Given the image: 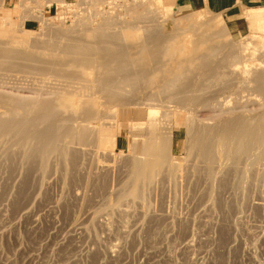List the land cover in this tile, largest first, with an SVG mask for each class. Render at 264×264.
Returning a JSON list of instances; mask_svg holds the SVG:
<instances>
[{
    "label": "rangeland",
    "instance_id": "374dc122",
    "mask_svg": "<svg viewBox=\"0 0 264 264\" xmlns=\"http://www.w3.org/2000/svg\"><path fill=\"white\" fill-rule=\"evenodd\" d=\"M53 1L51 0V2ZM67 1L74 4L84 3L82 9H88L90 3L93 10L89 14L95 16V11H97L99 13L97 17L101 15V18L96 17L98 21H101L102 17L104 18L107 14L109 17L113 16V19L116 18L114 23L118 26H116L117 28L114 27L117 29L115 31L121 30L123 27L128 32L130 28L135 31L139 29V34L137 31L133 33L132 29H130L129 33L124 32L125 30L123 31L129 35L133 33L131 38L134 41L136 40L133 36L137 35L138 37L142 33L140 36L144 37V34H146V32L143 33L145 31L144 29L147 28L146 30H150L152 25L158 24L159 22L166 24L169 31L177 30L176 32H180L181 30L184 31L188 23L197 21L198 19L213 20L216 27L219 28L220 25H223L226 29L225 32L227 31L225 37L219 38L218 41L216 39L217 45L223 46L225 42H229L230 40L237 44L246 41L247 43H245L251 46L245 44L247 48L245 46L244 48L249 50H242L244 48L239 50L238 48L239 52L245 51L249 53L246 54L249 56L252 54L253 56H250L252 61L248 64L257 68H264V15L262 11L253 13L251 11L246 12V15L241 21L232 22L229 15L212 12L202 0L194 1L191 5L187 0H183L177 10L174 9L175 1L177 0ZM27 2L28 0H0V18L19 19L18 26L20 28L35 32H40L41 30L42 35L45 32H42V30H46V36L44 34L43 37L47 40L48 36L47 41L50 39H54V41L56 39V41L63 39V34L61 36L58 31H53V29L57 28L54 25L52 26V23L50 24L51 21H45L46 18L49 19L55 15V6L51 9H46V0H36L40 4L37 5L38 10L46 17L40 18L45 21L39 20L42 21L41 23L34 18L31 19V17L36 16V11H33ZM254 13L258 14V18L251 20L250 16ZM186 16L189 19L182 20ZM74 17L78 18V20L80 19L78 15ZM1 20L0 28L2 27ZM78 20L76 23L79 22ZM93 20L94 18L81 27L83 31L81 28L78 31V23L76 26L70 20L65 21L66 24L58 26L59 30L63 31L62 33L68 32V35H79L80 33L83 34L88 31L92 33L93 31L88 28L97 26ZM140 21H146V23L144 24L143 22L141 24L142 22ZM47 22H49L48 26L46 24L48 28L44 24ZM131 22H133V25ZM179 22L182 25L181 27L178 25ZM142 25H145L144 28ZM136 27L137 29H135ZM140 28L143 29L142 32ZM50 31L51 36L48 33ZM55 32H57V35H60L57 36L54 34ZM18 35L21 36L22 34ZM141 37L140 39L144 40ZM186 37L187 42L184 44L187 49L182 52V55H173L171 57L173 62H178L181 58L189 55L188 50L192 47V44L188 42L190 35L186 34ZM132 39L129 40L131 41ZM131 44L133 46V42ZM129 52L133 54L135 51H131L130 49ZM131 56L134 57L130 53L127 57L128 60L133 58ZM96 57L95 55L93 59H97ZM216 58H219V55ZM97 63L101 64V59L98 58L97 62L94 63V66L88 72L86 71V66H81V69L77 72L83 76V78H79V83L84 89L81 92V97L65 96V103L71 106L69 112L71 113L73 111V114L75 113L74 115L82 113L86 108V105H83V101L88 100V103L90 102L99 111L103 107L104 109L106 108V112L109 111V108L110 110L112 108L115 112L112 110L110 112L113 115L116 114V116L115 118L113 115L109 116L111 119H115V127L120 124V120L117 118L118 114L121 111L123 113L126 112L124 114L127 115L126 119L127 123H130L131 131L137 133L138 130H136V127L143 120L145 121L148 110H134V107L127 108L126 110L118 106L116 107L112 102H108L109 106L106 104L105 107L103 104L105 103L104 96L98 90L99 85L95 86L93 84H97L95 82L96 79L94 81V78H96V75H94L95 71H97L96 74H99L101 71V74H106L107 70L104 68L105 71L102 70L101 66L105 67V65H97ZM127 64H129V61L123 65ZM190 67L193 69L194 66ZM176 68L180 70L179 66H176ZM69 70L75 71L73 67H70ZM14 74H11L13 77L9 75L12 78H3V82L6 80L5 84L9 83L6 84L8 89L10 86V89H13L12 87H16V85L17 88L18 86L20 88L23 87V89L27 87V91L32 88L35 89V87L37 88L38 85L40 86L38 89H40L41 87H45L46 84L44 85V82L49 80L47 83L48 86L57 90L60 88V82L65 81L62 78H58L54 73H50V77L48 75L41 76V74L40 76L33 75V79H30L31 76L25 73H20V75L18 73L17 76L16 73ZM52 74L57 76V78ZM15 79L17 80L15 81ZM1 80L2 78H0V83H3ZM75 80V83H77L78 80ZM90 80L95 83H90ZM19 82L22 84L21 86ZM66 82L67 87L65 89L71 93L73 87L76 86L68 81ZM140 87L136 90L137 92L135 91L140 98H145L144 95H147L150 91H159V88L153 90L154 87L151 88L145 82H142ZM63 93L66 94V92ZM97 94L102 96V99ZM238 95L232 97L235 99ZM247 95V93H243L242 96L239 95L242 98L239 99V102H243V104L247 103L246 100H258L257 102H260V98L258 99L256 96L250 97ZM243 96L246 100H243ZM232 97L230 92L225 94V98H223L225 100L227 98V101L223 100L224 105L228 104L229 106H233L236 99L234 100ZM92 100L93 102H91ZM61 103L63 102L57 101L56 103L59 113L63 115L70 114L68 109L63 107L64 103ZM160 104L163 105L164 103ZM165 106L171 107L172 105L165 104ZM104 109L100 111L103 115L105 114ZM157 110L156 114L158 116L156 115V117L163 119V109L157 108ZM136 111L141 114L139 118H137L138 116L136 117ZM169 112L178 116V113L174 110H170ZM210 113L211 111L209 110L204 111L201 114L202 118L206 114V117L209 118L211 116ZM212 114L214 115L213 112ZM111 121L114 122L113 119ZM111 121L109 120V122ZM114 131H117V129H114ZM119 133L118 131L116 132V146L113 147L110 145L111 147H107L106 152L103 150L97 151L93 145L94 148L87 146L84 147L87 148L85 150L83 148L81 150L79 149L78 152L83 150V153H80L84 155L81 154L79 157L78 155L76 157L77 153L75 157L72 155L75 160L72 156V160L69 159L70 157L66 159L64 157L60 158L61 156L57 155L59 152L52 154L46 163L47 165L49 164L48 167H44L41 164L44 170L47 171H44L42 167L40 168V163H42L40 157L37 158L36 155L33 158L35 156L33 155L30 158L31 155L29 153L31 152L27 153L32 148V145H29L31 148L29 147L28 149V144H26L20 153L21 149L14 145L15 139L11 138L14 140L12 142L11 139L9 140L10 137L8 138V142L11 141L8 144H12L14 147L10 145L11 150L9 148L10 146L5 144L10 150L8 149V151L0 153L3 154L0 156L2 162H0V264H264V185L261 187L262 184L260 183L257 185L258 183L250 182V184L248 182L245 186L246 188L242 189L240 185L238 186L240 184L238 182L239 178L238 180L236 179L238 183L235 180L239 176L234 174L230 168V174L226 173L230 179L225 174L220 175V177L218 176L215 179L216 185L212 186V182H209L210 179L207 177V173H205L207 171L204 170V163L201 162L199 157L189 155L187 152L188 148L185 140L187 138L185 136L186 131L183 128L174 127L173 147H171L169 153L170 157L180 167L178 177L176 176V179L170 178L167 171L157 176L155 181L153 180V183H150L151 185L146 186L148 187L146 190L147 193L145 192L144 194L146 195L145 203H147L144 205L139 199L135 201L130 198L125 199V201L124 199L120 200L119 196L122 195L121 191H124L123 188L128 187L127 183L130 182L128 177L130 167L128 157L133 155V138L128 136V131L124 134ZM5 146L2 145L0 147L3 148ZM1 148L0 150L2 151L3 149ZM89 150L92 151V154ZM11 151H13L12 154L10 153ZM5 152L8 155V159L5 158L7 157ZM17 152L18 155L15 156ZM25 153L27 154L25 155ZM23 154L24 156H22ZM10 156L12 159L9 160ZM86 156L90 161L84 158ZM60 159H64L65 161H60ZM73 162L74 167H72ZM76 162H80V164ZM80 165H84L85 167ZM45 172H48L47 175ZM231 173L236 175V177H232L233 174ZM222 176L223 179L221 178ZM218 179L221 181L219 180V182ZM233 179L235 182H233ZM139 185L141 186L142 184L139 183ZM247 189L248 193H246ZM118 205L122 206L119 207ZM120 210L124 214H121ZM107 227L108 229H105ZM109 252L111 257L108 255Z\"/></svg>",
    "mask_w": 264,
    "mask_h": 264
},
{
    "label": "bare ground",
    "instance_id": "6f19581e",
    "mask_svg": "<svg viewBox=\"0 0 264 264\" xmlns=\"http://www.w3.org/2000/svg\"><path fill=\"white\" fill-rule=\"evenodd\" d=\"M46 2V8L50 7V9L53 3L57 4L58 8L54 10L56 11L55 15L52 18H46L44 14L38 10L37 5L40 4L36 2V0H28V6H30L33 11H36V16L31 17V19L34 18L37 21H44L40 18H46L45 21L50 20V24L52 23L51 25L57 28L53 29V31H58L61 36L63 34V39H59L58 41H56V39V42L54 39L47 41L49 37L47 36V40L43 37L46 30H42V32L45 31L42 35L41 30L40 32H35L20 28V26H18L19 19L0 18V20L2 19V27L0 28V78H2L1 82H3V78H12L14 73H16V76L18 73L19 75L20 73L28 74L31 76L30 79L33 75L40 76L41 74V76L48 75L50 77L49 74L54 73L58 78H62L65 81H61L60 88L54 90L48 86L47 83L49 80L45 81L44 79L45 82H43L44 85L46 84L45 87L38 89L40 87L38 85L37 88L35 87V89H33L31 87L33 90L29 89L28 91L26 90L27 87L23 89V87L20 88L18 86L17 88V85L16 87H12L13 89H10L11 86L8 89L6 84L9 83L5 84L6 80L0 83L1 147L2 145L5 146V144L8 146L12 145L8 143H11V141L15 139L14 145L21 149V151L18 149L21 153L26 144H28V149L30 147L29 145H32L30 151L27 149V153L31 152L29 153L31 155L30 158L33 157V155H35L33 158H35L36 155L37 158L40 157L42 161V163L39 161L40 168L42 167L44 170V167H48L49 165L46 164L48 162L47 160L56 152H59L57 155L61 156L60 158L64 157L66 159L70 157L69 159L72 160V155L75 157L77 153L76 157L77 155L79 157V155L83 153L82 151L87 149L84 147L87 146L91 148V146L93 147L94 145L97 151H105L107 147L116 146L117 131L122 134L128 131L130 133H128V136L133 138V155L128 157L130 165L128 177L129 183L131 184L129 187V183H127L129 188L126 186L127 189L123 188L124 191H121L122 193L120 192L122 195L119 194V199H124V201L128 198L134 201L139 199L144 205L147 203H145L146 195L144 194L148 188L146 186H149L153 180L155 181L157 176H160L165 171H167L170 178L176 179V176L179 175L178 172H180V167L177 165L176 161L170 157L169 153L171 147H173V129L177 127L183 128L186 131L185 136H187V138L185 140L188 148L187 152L189 155L199 157L201 162L204 163V170L207 171L205 173H207L206 175L210 179L209 182H212V186L216 185L215 179H217L218 176L220 177V175L224 174L227 176L226 173L230 174V168L234 174L239 176L235 178V180L239 178L238 182L240 184H238V186L240 185L242 189L246 188L245 186L248 182L258 183L257 185L260 183L262 184L261 187L264 185V68H257L248 64L252 61L250 58V56H253L252 54L249 56L246 55L249 53L245 51L239 52L241 48H244L247 43L246 41V43H241V41L239 42L241 44H237L230 40L229 42H225L223 46L217 45L218 39L226 36L227 31L225 32V26L220 25L218 28L214 25L213 20H203L202 18L193 22L190 20L191 23H188L189 25L187 24L184 31L181 30L180 32H176L177 30L169 31L166 24L158 23L157 20L158 24H154L155 21L153 20L154 25L150 23L152 25L151 29H144L145 31L143 33L146 32L144 37L140 36L142 33L139 35L141 38H144V40H141L140 37L138 36V38L136 35L133 36L136 40L134 41L131 38L135 31L134 29L129 27L133 30L131 35L124 33L128 32L124 27L121 30L115 31L118 26L114 23L116 18L113 19V16L109 17L107 14L104 18L102 17L101 21L96 20V17L99 15L97 11H95V16H91L89 12L93 10V7L90 3L88 9H82L84 3L71 4L67 0H57L56 2L55 0L53 2H51V0H46ZM69 8H73L71 9L73 10L72 14L74 16L78 15L80 18L78 20V18L73 17V19L70 20L75 25L78 23V31H80L83 25L87 24L86 22L94 18L93 22H95L97 26L88 28L93 31L90 30L92 33L88 31L83 34L80 33L79 35H68V32L62 33L63 31L59 30L58 25H64L66 24L65 20H68L67 14L69 13ZM37 12H39V15ZM86 14H88V16H86ZM257 15V13L252 14L250 19L256 20L258 18ZM99 17L101 18V15ZM188 17L186 16L182 18V20H188ZM77 20L79 22L76 23ZM42 21L39 22L42 23ZM49 22L44 23L45 26L46 24L48 26ZM133 22H131L132 25ZM143 22L141 24H143ZM145 23L146 21L144 24ZM180 24L179 22L178 25ZM181 26L182 25H180V27ZM81 29L83 31V28ZM135 29H137V27ZM136 31L139 34V29ZM142 31L143 29L141 32ZM48 33L49 36H51V31ZM18 34L22 35L19 36ZM54 34L57 35V32ZM186 34L190 35L188 42L192 44V47L188 50L189 55L181 58L178 62H173L171 60L173 55H182V52L187 49L184 44L187 42L188 36L186 37ZM100 42L103 46H101L102 44ZM132 42L133 46L131 44ZM246 45L251 46L248 44ZM246 48L242 50H249ZM130 49L135 52L132 54V52H129ZM130 53L134 55V57H137L134 58L131 56L133 58L128 60L127 57ZM95 55L97 59H101V64L105 65V67L101 66L102 70H107L106 74H101L102 71L96 74L97 71H95L94 75H96V78H94V81L96 79L95 82L97 84H93L95 86L99 85L98 90H100L104 96L105 103L103 104L105 107L106 104L109 106L108 102H112L116 107L118 106L126 110L130 107H134V110H148L145 121H142V119H144L142 117L141 126L139 125L136 127V130H138L137 133L131 131L130 123H127V115L124 114L126 112L123 113L121 111L118 114L117 118L120 120V124L118 123L119 125L115 127L116 123L114 118L116 114L114 113L115 115H113L110 112L111 110L113 112L115 111L109 108V111L106 112V108L104 109L103 107L105 114L109 112L104 116L105 114L103 115L100 112L103 109L100 111L97 110L90 102L88 103V100L83 101V105H86V108H83L84 111L82 113L74 115L75 113L73 114V111L71 113L69 112L71 106L65 103V96L71 95L81 97V92L84 87L79 83V78H83V76L77 72L81 69V66H86L87 72L91 70V67L97 62V59H93ZM218 55L219 58H216ZM128 61V66L123 65ZM237 63H239V65H237ZM98 64L100 63H97V65ZM176 66H179L180 70H177ZM190 66H194L193 69ZM70 67H73L75 71L69 70ZM93 68L95 69V67ZM55 75L53 76L57 78ZM22 76H24V74H22ZM17 79H15V81ZM75 79L78 80L77 83H75ZM34 80L36 81V79ZM91 80L93 81V79ZM91 80L90 83H95ZM66 81L76 86L73 87L71 93L65 89L67 87ZM142 82H145L146 85L151 88L154 87L153 90L159 88V91H150V94L147 93V95H144L145 98L138 97L136 90L139 89ZM21 85L22 84H20V86ZM30 85L32 86L31 83ZM140 89L142 88L140 87ZM63 92H66V94ZM229 92L231 97L238 94L242 96L243 93H247V96H256L258 99L260 98V102H257L258 100L248 101L244 98V94L243 100L245 99L247 103L243 104V102H239V99L242 98L238 95V97L235 96L236 100L232 97L235 100L233 106H229L228 104L224 105L223 100L227 101V98L229 99V97H227L226 100L224 99L225 94ZM100 95L98 96L102 99ZM57 101L63 102V107H66L70 114H60L56 105ZM91 102H93V100ZM160 103L164 104L161 105ZM103 104L102 106H104ZM165 104H171L172 106L167 107ZM157 108L163 109V119L156 117ZM168 110L176 111L178 116L174 113H170ZM206 110L211 111V116H209V118L206 117L208 112L206 116L202 118L201 114ZM137 112L138 111H136V117L138 116L137 118H139L141 114ZM109 115L114 116V118H112L114 122L111 121L112 119ZM108 119L113 123L109 122ZM114 129H117V131H114ZM8 138L9 140L11 138L13 139L8 142ZM14 145L12 146L14 147ZM8 146L3 148L0 147L3 149L2 151L0 150V153L8 151L9 148L12 150L11 146L9 148ZM81 148H83V150L78 152ZM91 150L89 151L92 154ZM87 151L85 152L88 153ZM12 152L13 151L10 153L12 154ZM18 152L15 156L18 155ZM27 153H25V155ZM1 155L3 154H0V156ZM6 156L5 158L8 159L7 154ZM22 156H24V154ZM84 158H87V156ZM10 159H12L11 156L9 160ZM62 160L60 159V161ZM80 162L76 163L80 164ZM72 164V167H74V162ZM107 169H109V167H107ZM234 174L230 176L236 177ZM221 178L223 179V176ZM219 180L220 179H218V181ZM235 180L233 179V182H235ZM139 183L142 185L140 186ZM240 187L239 190L241 192ZM246 191V193H248V189ZM122 211L125 212L124 210ZM115 212L118 213L117 211ZM121 214L124 213L121 212ZM139 214L141 215V213ZM105 229H108V227ZM110 252L108 254L109 256L112 254V252L111 254Z\"/></svg>",
    "mask_w": 264,
    "mask_h": 264
},
{
    "label": "crops",
    "instance_id": "0c3cea01",
    "mask_svg": "<svg viewBox=\"0 0 264 264\" xmlns=\"http://www.w3.org/2000/svg\"><path fill=\"white\" fill-rule=\"evenodd\" d=\"M182 1L183 0L175 1L174 9L177 10ZM187 1L191 5L197 0ZM202 2H205L212 12L216 14L229 15L232 22L241 21L246 15V12L249 11H251V13L262 11L264 15V0H202Z\"/></svg>",
    "mask_w": 264,
    "mask_h": 264
},
{
    "label": "built area",
    "instance_id": "2783aa9c",
    "mask_svg": "<svg viewBox=\"0 0 264 264\" xmlns=\"http://www.w3.org/2000/svg\"><path fill=\"white\" fill-rule=\"evenodd\" d=\"M69 3H70V2H69ZM71 4H74V3H71ZM54 6H55V10H57L58 6H57L56 3H53L52 7H54ZM52 7H51V8H52ZM46 9H50V7H47ZM69 9H70V10L68 11L69 13L67 14L68 20H65V21L72 20L73 17H74V15L72 14V11H73V10H71V9H73V8H69Z\"/></svg>",
    "mask_w": 264,
    "mask_h": 264
}]
</instances>
